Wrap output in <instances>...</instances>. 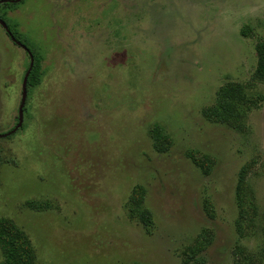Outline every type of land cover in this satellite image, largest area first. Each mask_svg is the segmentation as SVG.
<instances>
[{
    "label": "rangeland",
    "instance_id": "rangeland-1",
    "mask_svg": "<svg viewBox=\"0 0 264 264\" xmlns=\"http://www.w3.org/2000/svg\"><path fill=\"white\" fill-rule=\"evenodd\" d=\"M0 20L43 66L16 130L31 59L0 25V219L34 264H264V0H0Z\"/></svg>",
    "mask_w": 264,
    "mask_h": 264
},
{
    "label": "trees",
    "instance_id": "trees-1",
    "mask_svg": "<svg viewBox=\"0 0 264 264\" xmlns=\"http://www.w3.org/2000/svg\"><path fill=\"white\" fill-rule=\"evenodd\" d=\"M17 1V0H15ZM12 3L7 2L4 6H11ZM24 51L34 58V66L31 70L28 84L35 86L38 78L42 74V63L36 60L33 53L26 48ZM260 60L258 66V77L264 81V48L262 47L260 53ZM31 59V58H30ZM30 69V68H29ZM20 121V115L18 116ZM155 135H160L159 128H156ZM160 140V139H158ZM0 250L3 253L4 261L1 264H34L33 252L27 236L10 220L0 219Z\"/></svg>",
    "mask_w": 264,
    "mask_h": 264
},
{
    "label": "water",
    "instance_id": "water-1",
    "mask_svg": "<svg viewBox=\"0 0 264 264\" xmlns=\"http://www.w3.org/2000/svg\"><path fill=\"white\" fill-rule=\"evenodd\" d=\"M0 24H1V26H2L4 29H6V30L9 32L8 27L6 26V24H5L3 21L0 20ZM9 33H10V32H9ZM12 38H13V41L16 42V40H15V38H14L13 36H12ZM17 45H18L19 47H21L23 50H24V49L26 50V47H25L24 45H22L21 43L17 42ZM30 58H31V66H30V69H29V71H28V73H27V75H26V78H25V80H24V85H23V100H22V104H21V107H20V111H19L20 121H19V125H18V127L16 128V130H18V128L21 127L22 122H23L24 107H25V103H26V99H27V85H28V79H29V76H30L31 70H32V68H33V66H34V58H33V56L31 55ZM16 130H15V131H16Z\"/></svg>",
    "mask_w": 264,
    "mask_h": 264
},
{
    "label": "flooded vegetation",
    "instance_id": "flooded-vegetation-1",
    "mask_svg": "<svg viewBox=\"0 0 264 264\" xmlns=\"http://www.w3.org/2000/svg\"><path fill=\"white\" fill-rule=\"evenodd\" d=\"M0 25H1V24H0ZM5 30H6V29H5ZM8 30H9V29H8ZM6 32H7L8 36H9V38L11 39V41H12L15 45H17V42H18V41H17L16 39H15L16 42L13 41V38H12L13 34H12V32H10V30H9L10 33H9L7 30H6ZM13 37H14V36H13ZM14 38H15V37H14ZM17 46H18V45H17ZM18 47H19V46H18ZM20 48H21V47H20Z\"/></svg>",
    "mask_w": 264,
    "mask_h": 264
}]
</instances>
